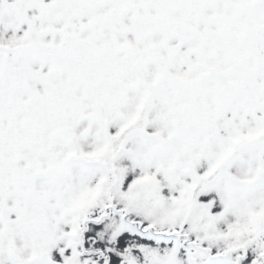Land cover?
Returning <instances> with one entry per match:
<instances>
[{
    "label": "snow or ice",
    "instance_id": "1",
    "mask_svg": "<svg viewBox=\"0 0 264 264\" xmlns=\"http://www.w3.org/2000/svg\"><path fill=\"white\" fill-rule=\"evenodd\" d=\"M0 264H264V0H0Z\"/></svg>",
    "mask_w": 264,
    "mask_h": 264
}]
</instances>
